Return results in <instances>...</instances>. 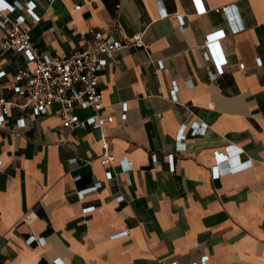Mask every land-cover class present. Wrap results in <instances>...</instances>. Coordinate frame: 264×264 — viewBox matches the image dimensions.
Returning <instances> with one entry per match:
<instances>
[{"label":"crops","instance_id":"obj_1","mask_svg":"<svg viewBox=\"0 0 264 264\" xmlns=\"http://www.w3.org/2000/svg\"><path fill=\"white\" fill-rule=\"evenodd\" d=\"M2 1L56 58L104 31L119 0ZM119 24L145 29L147 51L120 50L99 73L111 163L101 132L61 127L56 105L0 122V264H264V0H125ZM29 67L0 49V100H17L12 76Z\"/></svg>","mask_w":264,"mask_h":264},{"label":"built area","instance_id":"obj_2","mask_svg":"<svg viewBox=\"0 0 264 264\" xmlns=\"http://www.w3.org/2000/svg\"><path fill=\"white\" fill-rule=\"evenodd\" d=\"M50 2L53 0H49ZM125 0H119L115 6L116 18L111 24L105 26L104 31H97L90 28L82 35V47L80 50L72 52L70 55H59L56 58H48L40 55L32 44L31 30L22 27L24 17L18 16L12 19L9 13L15 11L14 6L4 4L0 6V29L5 31V36L0 41L2 54L8 51H21L27 57L30 67L18 70L11 79V85L17 100H0V122L9 114L10 107H14L20 112L31 111L35 116L46 114L52 105L58 107L60 125L72 131L75 129L94 128L101 132L103 140V154L100 158L103 163H111L107 148L108 141L103 133L108 124L113 123V105L102 106V93L99 89V73L105 65V58L111 57L120 50L141 48L147 51V46L142 41L145 29L137 31L133 35L120 34L119 14L121 4ZM79 6L74 7L78 10ZM229 7H218L215 12L228 15ZM32 18L34 15L28 11ZM162 16H166L162 12ZM181 20V16H176ZM212 42L205 40L204 48L212 47L213 57L219 75L224 74L223 66L226 61L221 56V60L212 46ZM239 70L244 71L245 65L239 64ZM76 109L88 110L90 116L80 119L76 114ZM19 128L24 127L23 120L17 122ZM206 125L201 124L197 132L203 134ZM196 133V132H195ZM184 138L181 135L175 137L177 144L182 143ZM222 162V160H221ZM220 161H217L211 168L214 174L221 175ZM22 221L29 223L30 216L27 214ZM127 231L124 232L126 235ZM36 241L35 238L32 239ZM54 264H61L58 260ZM174 264V263H167ZM189 264H200L193 261Z\"/></svg>","mask_w":264,"mask_h":264},{"label":"snow or ice","instance_id":"obj_3","mask_svg":"<svg viewBox=\"0 0 264 264\" xmlns=\"http://www.w3.org/2000/svg\"><path fill=\"white\" fill-rule=\"evenodd\" d=\"M197 2H199V0H197ZM0 6H5L6 7V5L2 4V0H0Z\"/></svg>","mask_w":264,"mask_h":264}]
</instances>
